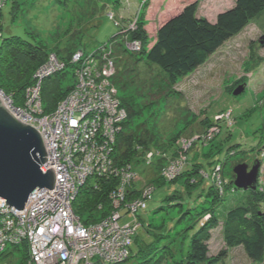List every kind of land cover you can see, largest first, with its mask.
<instances>
[{
  "label": "rangeland",
  "instance_id": "rangeland-1",
  "mask_svg": "<svg viewBox=\"0 0 264 264\" xmlns=\"http://www.w3.org/2000/svg\"><path fill=\"white\" fill-rule=\"evenodd\" d=\"M19 1L21 4L14 10L12 0H1L2 4H6L1 9L2 36L18 35L46 48L48 52L46 60L33 74V82L36 84L38 82V77H34L36 72L53 57L51 54L57 55L54 53L56 49L54 46L61 48L66 45L69 34L81 29L79 33L81 37L77 38V41L79 48L86 53H93L98 48L109 53L113 47L109 39L119 33L125 23L135 19L141 4V0ZM192 1L198 3V16L209 21H214L220 11L234 3V0H149L143 15V19L147 21L145 28L148 35L154 37L156 27L163 20ZM101 3H107L106 8L98 9ZM110 12L114 14L115 19L108 17ZM263 40L264 11L237 35L225 41L203 65L178 79L175 84L168 83L166 76L154 65L139 62L140 64L134 67V63L129 62L128 68L132 67L134 71L125 74L126 79L132 76L127 87L131 88L129 95L133 99L132 105L140 112L133 115L128 123L127 110L120 105L124 109L120 113L123 118L118 119L119 121L113 125V131H121L122 124L126 122L125 131L136 134L140 124L146 120L150 131L154 133L156 131L159 140L164 144L156 151V148L152 147L153 153H144L141 155V161L132 160L126 166L132 167V170L137 167L139 176L132 183V187L124 191L122 205L140 198L146 187L154 186L151 197L146 199V206L138 208L135 216L124 213L123 209L120 210L121 214H125L119 219L121 225L133 222L135 218L139 223L136 228L138 243L134 242L131 245L132 254L128 264H173V260H178L186 254L190 236L195 229L192 228L194 215L198 217L205 213L202 221H206L210 217L209 212H213L207 201L211 180L203 175V180L193 182L195 184L193 186H187L184 182L186 178H190V175L186 176V171L198 168L196 165L200 166L202 174H209L212 163L220 159L214 173L218 177L228 178L235 165L244 163L250 170L252 165L259 161L257 185L264 189V158L261 160L262 156L258 153L260 150L264 151V61L259 60L260 64L255 68L252 60V56L264 58V43L261 44ZM150 44L151 42L149 46ZM60 60L64 68L55 73L64 71V77L60 76L64 79L62 84H76L70 77L71 73H76L75 69L71 71L67 60L62 58ZM76 64L73 63L74 68L79 66ZM112 67L107 80L112 85L114 96L122 97L124 93L122 94L112 79V76L122 69L121 63L114 62ZM43 81L44 79L42 84ZM241 87V92H235ZM26 88L23 103L18 106L27 101ZM41 88L36 90L41 99V108L31 113L28 111L29 115L27 114L32 123L58 113L62 106L60 102L66 100L72 92V88L68 89L52 111L44 112ZM0 92L10 98L12 104L17 105L11 95H6L2 90ZM143 101L149 103L146 108ZM217 122L219 124H215ZM195 140L197 141L194 143ZM179 143L180 148L176 146ZM154 154L162 157L164 164L170 161L177 164V170L160 175L162 179L173 182H162L154 175V164L148 163ZM123 167L125 166L116 163L114 171H120L118 169ZM94 176H87L86 185L94 183L97 179ZM196 177L195 174L192 179L196 180ZM145 180L149 182L146 184ZM216 182L217 179L214 180V184ZM134 189L136 191L134 195L125 196ZM244 195H246L244 191L226 190V199L217 210L215 209L219 222L211 230L209 254L215 255L225 246L222 236L224 209L243 201L246 198ZM80 203H82L80 197L76 198L73 208L77 214L80 212L85 214L86 209L76 206ZM196 211L197 214L201 211V214L196 215ZM109 212L110 210L107 213ZM11 249L12 246L9 245L5 252ZM164 254L167 256H163ZM169 254L173 255L172 259L168 257ZM23 255L21 251H15L12 255L4 256L8 258L7 260L0 257V264H26L28 254L26 258ZM223 264H264V256L260 261L254 262L246 256L242 247L237 246L228 249Z\"/></svg>",
  "mask_w": 264,
  "mask_h": 264
},
{
  "label": "trees",
  "instance_id": "trees-1",
  "mask_svg": "<svg viewBox=\"0 0 264 264\" xmlns=\"http://www.w3.org/2000/svg\"><path fill=\"white\" fill-rule=\"evenodd\" d=\"M148 1L141 0L140 10L138 9L135 19L125 23L126 25L122 26L121 31L109 39V42L113 45L108 53L109 58L113 61V64L119 61L122 66V69L116 72L112 79L122 94L124 93L122 97L118 98L120 105L127 110L128 123L133 115L140 112L132 105L133 99L129 95L131 88L127 87V84L129 85L128 82L132 80V76L128 80L125 74L134 71L132 67L128 68L129 62L130 64L134 63V67L141 62L146 65H154L166 76L168 83L175 84L178 79L191 74L203 65L225 41L237 35L252 19L264 11V0H234L231 7L220 11L214 21H209L205 17L198 16V3L192 1L186 3L178 12L163 20L156 27L154 37L151 38L145 28L147 21L143 19ZM12 4L15 5L13 9L15 7L18 8L21 1L12 0ZM5 5L1 4L0 7V90L6 95H11L15 104L19 105L23 103L24 89L33 82V74L39 65L46 60L48 52L44 46L32 43L18 35L2 36L1 9ZM106 6L107 3H101L98 5V9L99 7L100 9L106 8ZM108 17L115 19L112 12L108 13ZM80 31L81 29L69 34L68 39L66 38L67 43L65 46L61 48L54 46L56 48L54 53L60 59L67 60L71 71L74 69L73 63L70 62L71 54L78 50L85 52L79 48L77 41V38L81 37ZM133 43H138L139 49L132 48L131 45ZM93 57L98 62L99 58ZM252 60H254L253 65L256 68L261 61H264V58L260 59L257 56H252ZM259 60L260 62H258ZM63 73L64 71L54 73L43 81L41 90L44 112L52 111L58 100L72 87L73 83L62 84L64 80L61 79L64 77ZM70 77L75 80L73 73L70 74ZM142 103L145 108L149 104L146 101ZM145 121L143 120V123L140 124L136 134L126 132L127 126H124L126 122L122 124L123 129L117 133L114 142L113 156L117 164H122L126 167L132 160L139 162L142 159L141 155L154 152L152 147H155L156 151L158 147L164 144L159 140L156 131L155 133L150 131ZM215 124H219V122ZM180 145L179 143L176 146L180 148ZM260 151L258 153L262 156V160L264 151ZM152 158L150 163L154 164V175L162 182H173L160 177L163 170L171 166L172 161L164 164L162 163L163 158L155 154ZM185 158L187 159V154ZM219 163L220 159L212 163L209 174H202L199 165H196L198 167L196 169H189V172L186 171V176L190 175L189 179L186 178L184 180L187 186H193L195 185L193 182L196 181L198 183L203 180V175H206L211 180L212 184L208 192L207 201H209L210 210H213V212H209L210 217L206 221H202L205 213L201 214V211H199L198 214L200 213L201 215L198 217L194 215L192 228L194 227L195 229L190 236L188 250L183 257L173 260V264H223L227 257L228 249L237 246L242 247L246 256L254 262L260 261L264 256V189L259 188L257 184L254 189L248 188L244 190L237 188L234 184L235 175L233 171L228 178L227 176L217 178L213 175V172ZM134 171L139 175L137 167L134 168ZM195 174L197 177L196 180H193L192 177ZM215 179H217V182L214 184ZM94 182L97 183L96 186L84 183L75 197V199L80 197L82 201L76 206L82 207L87 211L85 214L83 212L78 213L84 223L97 220L107 214L110 210L109 194L117 190L121 180L112 174L97 178ZM150 187L151 197L154 186L151 185ZM227 189L233 192L244 191L246 192V195H244L246 198L236 205L230 208L226 207V210L224 209L222 215L224 220L222 236L225 246L215 255H211L209 254L211 230L218 225L219 217L218 214L216 215V210L226 199ZM129 192L128 197L134 195L136 191L134 189ZM144 202V206L139 208L146 206V200ZM121 209L126 210L124 208ZM197 211L196 215H198ZM137 239L136 234L133 243H138ZM15 251H21L24 254V258H26L28 252L27 244L14 245L10 251L0 252V257L4 258L5 255H12ZM172 256V254L168 255L171 259ZM4 259L7 260L8 258Z\"/></svg>",
  "mask_w": 264,
  "mask_h": 264
},
{
  "label": "built area",
  "instance_id": "built-area-1",
  "mask_svg": "<svg viewBox=\"0 0 264 264\" xmlns=\"http://www.w3.org/2000/svg\"><path fill=\"white\" fill-rule=\"evenodd\" d=\"M131 47L139 49L138 43ZM95 52L78 50L72 54L71 62L79 64L74 68L76 84L71 87L70 96L60 102V111L43 120L32 123L27 114L41 108L36 90L41 88L42 80L63 70V62L57 55L51 54L50 58L54 59L49 58L36 72L34 77H38V82L26 88L27 101L23 107L12 104L10 98L0 92L4 107L41 135L47 159L40 169L45 172L52 168L55 176L53 188L35 191L21 210L0 200V252L9 245L25 242L26 264H128L132 254L131 245L139 223L135 218L121 225L119 219L125 214L120 210L124 208V213L135 216L136 210L150 197L151 187H146L140 198L121 204L124 191L131 188L139 175L132 167L114 171L113 149L118 130L113 131V125L123 118L120 113L124 109L107 80L113 61L108 60L109 55L103 49ZM93 56L99 58L98 62ZM177 169V164L172 162L163 173ZM112 174L121 182L117 190L109 194L110 212L95 222L84 223L73 208L79 188L86 183L87 176L100 178Z\"/></svg>",
  "mask_w": 264,
  "mask_h": 264
},
{
  "label": "water",
  "instance_id": "water-1",
  "mask_svg": "<svg viewBox=\"0 0 264 264\" xmlns=\"http://www.w3.org/2000/svg\"><path fill=\"white\" fill-rule=\"evenodd\" d=\"M241 91L242 87L235 92ZM46 159L39 132L18 121L0 100V200L21 210L35 191L53 188L55 176L52 168L45 172L40 169ZM259 167V161L250 170L247 164L235 165V186L244 190L256 188Z\"/></svg>",
  "mask_w": 264,
  "mask_h": 264
},
{
  "label": "bare ground",
  "instance_id": "bare-ground-1",
  "mask_svg": "<svg viewBox=\"0 0 264 264\" xmlns=\"http://www.w3.org/2000/svg\"><path fill=\"white\" fill-rule=\"evenodd\" d=\"M123 122V121H122ZM43 165V164H42Z\"/></svg>",
  "mask_w": 264,
  "mask_h": 264
}]
</instances>
